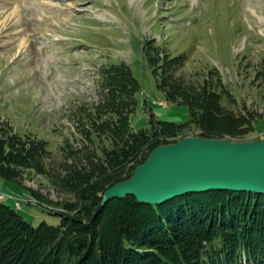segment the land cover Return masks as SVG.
Returning a JSON list of instances; mask_svg holds the SVG:
<instances>
[{
    "label": "rangeland",
    "instance_id": "obj_1",
    "mask_svg": "<svg viewBox=\"0 0 264 264\" xmlns=\"http://www.w3.org/2000/svg\"><path fill=\"white\" fill-rule=\"evenodd\" d=\"M149 38L169 54H185L165 72L169 82L182 84L175 101L145 55ZM121 61L141 83L133 130L151 127V118L160 128L168 127L161 119L181 126L160 136L159 145L187 136L264 139V0H0V128L43 140L48 152L43 171L32 163L19 165L13 182L0 177V198L22 194L18 210L34 225L58 224L61 215L48 208L77 199L63 185L68 172L61 163L80 167L84 149L99 156L111 147L103 132L86 140L77 110L98 101L101 69ZM240 113L255 114V127L236 119ZM205 116L215 134L203 128ZM72 148L77 159L69 156ZM235 264L259 263L243 254Z\"/></svg>",
    "mask_w": 264,
    "mask_h": 264
},
{
    "label": "trees",
    "instance_id": "obj_2",
    "mask_svg": "<svg viewBox=\"0 0 264 264\" xmlns=\"http://www.w3.org/2000/svg\"><path fill=\"white\" fill-rule=\"evenodd\" d=\"M143 50L159 87H166V97L175 101L182 84L169 82L165 72L185 54L167 53L155 38L146 39ZM99 83L98 101L77 112L85 120L86 140L95 141L93 133L100 138L98 132H103L112 139L111 147L99 156L84 149L80 167L61 163L68 172L61 177L63 185L77 199L66 202L63 209L48 208L61 215L58 224L34 225L17 205L4 200L13 198L5 192L0 198V264H235L243 254L250 262L264 264V193L210 189L176 195L163 203L141 202L126 194L103 203L108 187L131 177L164 140L160 136L177 133L181 126L161 119L168 127L160 128L151 118V127L133 130L130 115L141 83L125 61L103 67ZM235 118L253 128L257 120L246 113ZM200 121L208 133L217 132L207 117ZM77 152L72 148L69 156L77 159ZM47 153L43 140L0 128V177L13 182L20 174L19 165L32 163L43 171ZM32 191L43 203V195Z\"/></svg>",
    "mask_w": 264,
    "mask_h": 264
},
{
    "label": "water",
    "instance_id": "obj_3",
    "mask_svg": "<svg viewBox=\"0 0 264 264\" xmlns=\"http://www.w3.org/2000/svg\"><path fill=\"white\" fill-rule=\"evenodd\" d=\"M248 190L264 193V139L187 136L155 147L131 178L108 187L103 203L133 194L141 202L163 203L190 191Z\"/></svg>",
    "mask_w": 264,
    "mask_h": 264
},
{
    "label": "built area",
    "instance_id": "obj_4",
    "mask_svg": "<svg viewBox=\"0 0 264 264\" xmlns=\"http://www.w3.org/2000/svg\"><path fill=\"white\" fill-rule=\"evenodd\" d=\"M10 196L15 197V199H16V204L21 205V198H20V197H18V196H14V195H12V194H10Z\"/></svg>",
    "mask_w": 264,
    "mask_h": 264
},
{
    "label": "bare ground",
    "instance_id": "obj_5",
    "mask_svg": "<svg viewBox=\"0 0 264 264\" xmlns=\"http://www.w3.org/2000/svg\"><path fill=\"white\" fill-rule=\"evenodd\" d=\"M16 11H17V9H16ZM3 197V196H2ZM20 206V205H19Z\"/></svg>",
    "mask_w": 264,
    "mask_h": 264
}]
</instances>
